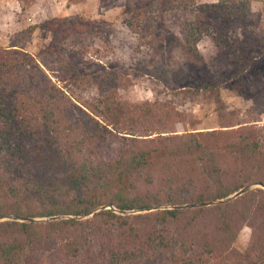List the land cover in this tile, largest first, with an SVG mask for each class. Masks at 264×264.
<instances>
[{
    "label": "trees",
    "instance_id": "16d2710c",
    "mask_svg": "<svg viewBox=\"0 0 264 264\" xmlns=\"http://www.w3.org/2000/svg\"><path fill=\"white\" fill-rule=\"evenodd\" d=\"M123 8L137 38L130 67L90 70L85 58L105 31L80 16L41 23L51 33L45 60L0 46V218L42 219L0 221V264H264V189L172 208L264 185V126L253 116L264 114V2L258 13L247 0H123ZM203 39L216 49L215 72L174 65L169 42L201 60ZM143 69L164 91L219 98L221 87L236 88L250 117L178 133V112L158 96L120 98ZM87 86L96 97L76 96ZM108 205L124 213L100 209ZM150 208L159 209L133 213ZM245 226L251 237L239 251Z\"/></svg>",
    "mask_w": 264,
    "mask_h": 264
},
{
    "label": "rangeland",
    "instance_id": "374dc122",
    "mask_svg": "<svg viewBox=\"0 0 264 264\" xmlns=\"http://www.w3.org/2000/svg\"><path fill=\"white\" fill-rule=\"evenodd\" d=\"M219 1L221 0H196L198 4ZM247 1L253 13H258L263 8L264 0ZM123 9V0H118L106 8H99L98 0H85L78 4H70L67 0H36L25 9L20 0H0V46L7 47L15 43L37 58L45 60L43 51L51 41V33L41 27V23L52 18L80 16L85 20L100 23L105 31L102 40H94L85 58L91 63L90 70L109 68L110 63L118 68L130 67L137 38L122 24ZM30 28L35 29L28 35L27 30ZM171 29L177 33L176 29L173 27ZM171 42L169 45L172 44L175 66H182L192 72L203 66L208 72H215L216 49L209 39H203L198 45L201 60L187 57L177 45H174L173 40ZM142 72V75L131 78L128 87L119 91L120 98L134 104L153 102L158 96L160 102L170 105L178 112L179 116L175 117L171 124L178 133L206 132L219 129L222 124L238 123L250 117L252 103L241 97L236 88L221 87L219 98L215 92L200 89L196 92L183 89L164 91L154 79L148 77L147 69H143ZM96 95L97 91L92 86L76 90V96L85 100ZM253 116L255 119L259 117V121L255 123L257 126H264V114L255 113ZM250 237V228L243 227L234 247L239 251L244 250Z\"/></svg>",
    "mask_w": 264,
    "mask_h": 264
},
{
    "label": "water",
    "instance_id": "95a60500",
    "mask_svg": "<svg viewBox=\"0 0 264 264\" xmlns=\"http://www.w3.org/2000/svg\"><path fill=\"white\" fill-rule=\"evenodd\" d=\"M256 187H261L264 189V185L262 184H252V185H248L246 187H244L243 189L239 190L238 192H236L235 194L227 197L226 199L223 200H218V201H207V202H202V203H191V204H186V205H180V206H175L172 208H178V209H187V208H196V207H207V206H211V205H215V204H219L222 202H227V201H231L233 199H236L237 197L243 195L244 193L252 190L253 188ZM100 209H113L116 212H120V213H124L122 211H117L115 210V208H113L111 205H108L106 207H102ZM98 209V210H100ZM159 208H150V209H146L144 211L139 210V211H135L133 213H141V212H149V211H153V210H157ZM94 212H91L88 214V216H91ZM58 217H53L50 219H57ZM4 220H14V221H26V222H34V221H41L42 219L40 218H21V217H15V216H7V217H2L0 218V221H4Z\"/></svg>",
    "mask_w": 264,
    "mask_h": 264
}]
</instances>
